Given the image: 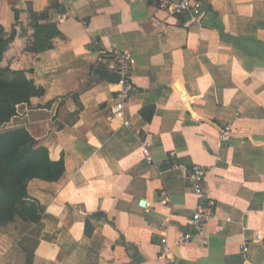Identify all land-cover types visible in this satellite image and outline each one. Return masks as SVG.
Listing matches in <instances>:
<instances>
[{
    "label": "crops",
    "instance_id": "crops-1",
    "mask_svg": "<svg viewBox=\"0 0 264 264\" xmlns=\"http://www.w3.org/2000/svg\"><path fill=\"white\" fill-rule=\"evenodd\" d=\"M199 1L193 21L151 0H0V24L16 31L1 65L45 90L9 128H26L65 164L58 182H29L45 216L0 229V264H167L162 239L195 233L198 199L181 164L211 169L205 203L215 217L173 264H264L255 241L264 231V0ZM34 24L57 27L51 49H27ZM110 49L136 60L132 129L113 120L116 77L96 63ZM226 124L232 139L221 146Z\"/></svg>",
    "mask_w": 264,
    "mask_h": 264
},
{
    "label": "trees",
    "instance_id": "trees-1",
    "mask_svg": "<svg viewBox=\"0 0 264 264\" xmlns=\"http://www.w3.org/2000/svg\"><path fill=\"white\" fill-rule=\"evenodd\" d=\"M34 29L35 41L27 48L33 53L51 49L53 39L60 35L54 25L34 24ZM15 37L16 31L7 34L0 24V229L38 225L45 216V208L29 196V182H58L65 173L64 161L51 160L49 151L26 128H9L18 116L19 106H29L32 98L45 93L26 71L2 67Z\"/></svg>",
    "mask_w": 264,
    "mask_h": 264
},
{
    "label": "built area",
    "instance_id": "built-area-1",
    "mask_svg": "<svg viewBox=\"0 0 264 264\" xmlns=\"http://www.w3.org/2000/svg\"><path fill=\"white\" fill-rule=\"evenodd\" d=\"M151 2L157 9L167 13L169 16H189L193 21L199 20L203 8L199 0H151ZM105 62L109 63L110 70L117 78V90L113 99V104L111 105V116L113 120L121 123L123 127L132 129L131 121L126 116V109L131 102L133 92L131 76L136 66L133 52L130 49H110L97 56V64ZM232 133V125H224L219 134V144L221 146L229 144L232 139ZM143 155L147 158H151L149 143L144 144ZM179 169L186 174L198 199L197 207L192 215L194 232L198 234L203 232L206 226L215 217L212 207L205 203L209 196V192L205 186L206 177L211 169L197 164L190 166L181 164L179 165ZM161 196L167 197V192H162ZM195 233L188 232L181 234L172 245L169 243L168 238H163L158 259L165 261L167 264H173L176 261L175 250L180 249L185 244L192 241ZM255 241H264V231L256 234ZM248 251L249 246H244L243 253L247 254Z\"/></svg>",
    "mask_w": 264,
    "mask_h": 264
},
{
    "label": "water",
    "instance_id": "water-1",
    "mask_svg": "<svg viewBox=\"0 0 264 264\" xmlns=\"http://www.w3.org/2000/svg\"><path fill=\"white\" fill-rule=\"evenodd\" d=\"M116 82H117V78H116ZM141 206H145V202H141Z\"/></svg>",
    "mask_w": 264,
    "mask_h": 264
},
{
    "label": "rangeland",
    "instance_id": "rangeland-1",
    "mask_svg": "<svg viewBox=\"0 0 264 264\" xmlns=\"http://www.w3.org/2000/svg\"><path fill=\"white\" fill-rule=\"evenodd\" d=\"M0 128H2V127L0 126Z\"/></svg>",
    "mask_w": 264,
    "mask_h": 264
}]
</instances>
